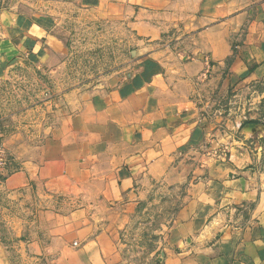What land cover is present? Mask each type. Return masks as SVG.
I'll return each instance as SVG.
<instances>
[{
    "label": "crops",
    "instance_id": "1",
    "mask_svg": "<svg viewBox=\"0 0 264 264\" xmlns=\"http://www.w3.org/2000/svg\"><path fill=\"white\" fill-rule=\"evenodd\" d=\"M79 4L99 18L131 14L135 46L124 67L65 89L52 104L46 134L35 131L39 141L14 150L0 183L14 203L43 183L62 195L81 193L77 209L42 228L55 234L51 241L38 238L30 222V248L58 250L49 264H123L119 235L141 201L157 184L187 182L193 173L165 237L162 264H264V179L249 164V146H227L228 154L222 148L220 158L202 149L212 131L193 94L198 77L209 78L217 97L264 81V0ZM3 17L0 46L38 53L44 35L37 23ZM53 42L45 46L55 55ZM3 249L0 242V258Z\"/></svg>",
    "mask_w": 264,
    "mask_h": 264
},
{
    "label": "rangeland",
    "instance_id": "2",
    "mask_svg": "<svg viewBox=\"0 0 264 264\" xmlns=\"http://www.w3.org/2000/svg\"><path fill=\"white\" fill-rule=\"evenodd\" d=\"M79 3L80 0H0V18L21 17L28 25L32 21L44 35L39 38L43 44L39 43L38 53L30 48L9 51L0 46V117L3 144L11 158L9 169L14 150L24 151L39 141L35 131L46 134L53 117L52 104L65 89L95 84L131 60L134 17L118 13L99 18ZM46 41L59 46L53 42L55 55L48 52L52 49L45 46ZM208 80L206 76L202 80L198 77L199 84L193 90L201 117L207 122L204 126L212 131L202 149L211 148L213 158H220L224 155L219 151L222 148L249 146V164L264 179V81L252 82L246 92L243 88H226L217 97L209 91ZM257 132L261 136L255 139L253 134ZM228 152L226 148L224 153ZM200 162L204 160L200 158L196 163ZM192 175L187 182L176 185L157 184L141 201L131 223L119 235L118 257L123 264H162L165 237ZM79 196L78 191L62 195L46 183L36 185L34 193L21 204L0 193V242L4 248L0 264H49L59 251H33L30 243L35 235L31 234L30 222L38 226V238L44 243L51 241L55 234L42 228L56 225L61 221L58 215L77 209L81 204ZM41 211H49L51 216L41 217Z\"/></svg>",
    "mask_w": 264,
    "mask_h": 264
},
{
    "label": "built area",
    "instance_id": "3",
    "mask_svg": "<svg viewBox=\"0 0 264 264\" xmlns=\"http://www.w3.org/2000/svg\"><path fill=\"white\" fill-rule=\"evenodd\" d=\"M2 127H3V122H2V118L0 117V179L2 177L5 178L8 175L9 166L11 164V158L2 140V136H3Z\"/></svg>",
    "mask_w": 264,
    "mask_h": 264
}]
</instances>
